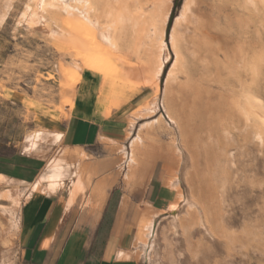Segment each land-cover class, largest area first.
Segmentation results:
<instances>
[{
    "label": "rangeland",
    "instance_id": "rangeland-1",
    "mask_svg": "<svg viewBox=\"0 0 264 264\" xmlns=\"http://www.w3.org/2000/svg\"><path fill=\"white\" fill-rule=\"evenodd\" d=\"M46 1L35 11L33 0H0V141H28L35 131L40 132L36 142L44 140L48 130L38 127L54 112L66 116L82 70L102 73L104 97L109 94L112 103L118 96L136 95L128 123L130 116L139 119L119 147L120 168L125 169L129 138L139 133L143 180L149 165L162 180V172L170 178L176 159L182 163L179 202L173 210L170 202L157 217L144 255L134 243L140 264H264V140L247 137L242 128L224 126L221 120L223 103L247 89L264 105V0H171L166 22L158 17L170 52L159 76L152 60L155 36L148 27L137 32L138 23L127 19L130 11L152 14L157 0H114L123 14L114 47L102 44L87 27L78 0ZM188 3L191 9L206 7L209 15L204 20L213 35V53L206 55L205 65L193 61L185 48L176 57L170 45L173 29L182 34ZM99 23L109 25L106 17ZM137 62L157 83L156 90L138 83ZM223 147L231 156L220 163L227 167V178L217 176L221 184L214 181L217 187L211 188L205 178L206 154H220ZM4 203L0 200V254L14 257L15 231ZM139 223L140 217L136 231Z\"/></svg>",
    "mask_w": 264,
    "mask_h": 264
},
{
    "label": "crops",
    "instance_id": "crops-1",
    "mask_svg": "<svg viewBox=\"0 0 264 264\" xmlns=\"http://www.w3.org/2000/svg\"><path fill=\"white\" fill-rule=\"evenodd\" d=\"M103 79L82 70L66 116L54 112L38 127L48 130L44 140L0 141L14 148L0 153V200L15 231V255L0 254V264H140V212L161 215L176 191L152 165L141 184L126 187L119 147L136 95L112 103ZM50 168L59 173L51 188L44 179Z\"/></svg>",
    "mask_w": 264,
    "mask_h": 264
},
{
    "label": "bare ground",
    "instance_id": "bare-ground-1",
    "mask_svg": "<svg viewBox=\"0 0 264 264\" xmlns=\"http://www.w3.org/2000/svg\"><path fill=\"white\" fill-rule=\"evenodd\" d=\"M33 1L36 2L35 11L42 9L46 7L47 5L46 0H33ZM157 1H158L157 3L158 6L154 7V11L152 14L146 15L147 13L146 14L141 13L140 11H139L140 13L139 12L133 13L132 11H130L127 13V19H128V22L132 21L135 24V26L137 25V23L139 26L140 25L142 26V28H138L139 26L137 25L138 26L137 32L143 33V31H145L146 28L148 27L149 31H151L150 34L151 35L153 34V36H155L154 37L156 39L155 47H156L157 53L152 58V60L154 61V64L156 66V76H159L162 66L165 65V62L167 58L169 57L170 52L167 49V46L164 44V41L162 40V27H159L158 17L162 15L161 18H162L163 23L166 22L168 10H169V4L171 0H157ZM113 2L114 0H78V3L81 6L79 12L83 16V19L85 23L87 24V27L95 31V34L97 35L98 40L102 44L109 46V47L115 46L119 38V35H120V25L123 22V17H122L123 14L120 13V11L114 6ZM160 8H163V11L161 12V14H159V11H158V10H161ZM204 11H206V7L204 6L202 7L200 5H197L193 9H191V6H189V3L185 4V7H184V12H185L184 22L185 23L183 22V25H182V34L180 36L177 35L176 30L173 29L172 34H171V39H170V45L176 57H178L182 49L185 48L187 51L190 52L191 59L193 61L201 63L202 65H205L208 63V60L206 59V55L213 53L212 42L214 40L212 38L213 35H210L211 31L208 26L209 24L207 25L205 24L204 17L206 18L207 14L205 15ZM192 14L195 16L196 19H192L191 17ZM100 17H106L109 25L107 26L100 25L99 23ZM208 21H210V19ZM150 34H149V37L151 38ZM179 42H182V46L179 44ZM214 52H216V50ZM133 65L134 64H132L131 66ZM136 66L138 68V75L136 79L138 83L141 85H148L150 87H153L156 90L157 83L149 79L144 74L143 69L141 67L143 65L140 62H137ZM223 104L224 105L222 106L223 111H222L221 120L223 121L222 123L224 124V126H228L232 124L235 129L242 128L247 137L257 136L260 139L264 140V105L255 98L251 89L245 90V93L242 94V96L234 98L232 101L230 100L229 104H227L226 102H224ZM228 105L230 107L229 109L231 112L227 111ZM138 116L139 115L130 116L131 119H130V122L128 123L127 135L134 128L136 120L139 119ZM235 122L238 124V126L235 125L236 124ZM180 124L182 125V123ZM182 127H185V126H182ZM185 128H187V126ZM185 128L183 129L185 130ZM181 132L183 133V131ZM39 134H40L39 131L32 132V134L29 137L30 140H28L30 145H32L33 143L36 142V140L39 139V136H38ZM224 135L228 136V131H224ZM229 138L230 137H226V139H229ZM129 139H130L129 148H128L129 150L123 152V157L125 158V162H126L124 182L127 188H129L132 184H135L136 182L140 184L141 181H143V178L140 177L143 175V174L141 175L143 155H142V152L140 151L142 149V144H143L142 136L139 133L133 138L131 137ZM210 153L211 154H208V153L206 154L209 162L207 163L208 168L207 167H206L207 169L205 168L206 174L205 172H203V174H205L206 176L205 178L207 182L210 184L211 188H213V187H217L218 184H221L220 182L219 183L217 182L218 184L216 183L215 178L217 176L219 175L221 177L223 176L224 180H226L225 178H227L226 171H224L225 170L224 168L227 169V167H224V165L220 164L223 161L222 160L223 157H224V162H226L225 161L226 147H223L221 149L220 154L216 152H213V153L210 152ZM227 156H228V153H227ZM230 157H227V158H230ZM227 162H229L228 159H227ZM181 164L182 163L180 161V158L176 159L170 178H165L166 185L169 186V188L171 187L174 190H175L174 187L177 188V190H175L176 197L170 203V206H169L170 210H173L175 208L174 203H178L179 198L181 197L180 186H178L181 180L180 179ZM144 166L143 168H145ZM149 166L151 168V165ZM58 176H59V173L55 170V168H50V170L47 171L44 179L49 182V188L55 187L57 185ZM214 181L217 185L214 183ZM223 183H225V181L222 182V184ZM8 198L10 199V197ZM140 213H141L140 223L136 231V237H135L134 243L135 245H139L140 247H143L142 255H144V253L146 252V249L150 247V244L152 243L154 239L155 222H156L157 217L160 214L157 211H153L149 207H145Z\"/></svg>",
    "mask_w": 264,
    "mask_h": 264
},
{
    "label": "trees",
    "instance_id": "trees-1",
    "mask_svg": "<svg viewBox=\"0 0 264 264\" xmlns=\"http://www.w3.org/2000/svg\"><path fill=\"white\" fill-rule=\"evenodd\" d=\"M14 150V148L13 147H10V148H4L3 146H1L0 145V153H2V152H12Z\"/></svg>",
    "mask_w": 264,
    "mask_h": 264
}]
</instances>
